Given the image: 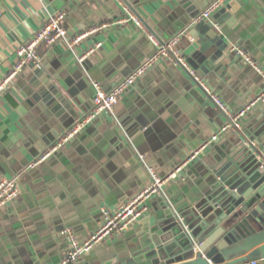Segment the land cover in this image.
Instances as JSON below:
<instances>
[{
  "label": "crops",
  "instance_id": "crops-1",
  "mask_svg": "<svg viewBox=\"0 0 264 264\" xmlns=\"http://www.w3.org/2000/svg\"><path fill=\"white\" fill-rule=\"evenodd\" d=\"M212 1L0 0V82L14 67L17 47L58 11L65 13L69 40L92 25L127 19L128 10L146 29L128 20L79 44L66 39L42 44L41 66H27L0 92V178L19 186L17 197L0 209V264H61L68 247L63 230L86 241L100 226L101 206L116 208L137 194L150 181L149 168L161 175L180 168L136 222L97 243L75 264L149 251L176 212L212 188L215 171L229 174L222 156L240 135L238 129L190 69L170 58L157 60L138 77L112 113L37 163L89 112L95 83L111 90L155 53L158 44L148 29L163 44L188 30ZM223 8L213 16L219 13L216 27L228 49L215 70L197 75L236 115L259 95L264 98V76L232 51L242 48L264 72V0H229ZM180 40L179 51L187 52V41ZM99 41L101 46L86 54ZM263 120L264 100L245 110L239 125L251 129ZM214 136L218 148L208 149Z\"/></svg>",
  "mask_w": 264,
  "mask_h": 264
},
{
  "label": "water",
  "instance_id": "water-1",
  "mask_svg": "<svg viewBox=\"0 0 264 264\" xmlns=\"http://www.w3.org/2000/svg\"><path fill=\"white\" fill-rule=\"evenodd\" d=\"M225 9L219 12L225 13ZM218 14L211 19L188 23L192 41L185 35L181 37L187 41L189 50H180L179 54L200 76L215 70L228 49L216 27ZM180 66L189 72L183 64ZM192 78L198 83L193 75ZM239 119L238 124L230 119L240 135L234 139L229 153L222 156L228 164L226 170L231 169L229 174L225 176L224 171H215L212 188L194 205L176 212L172 224L162 229L159 242L151 245L149 251L131 252L96 264L264 261V120L251 129H241ZM219 141L216 138L208 149L218 148Z\"/></svg>",
  "mask_w": 264,
  "mask_h": 264
},
{
  "label": "built area",
  "instance_id": "built-area-1",
  "mask_svg": "<svg viewBox=\"0 0 264 264\" xmlns=\"http://www.w3.org/2000/svg\"><path fill=\"white\" fill-rule=\"evenodd\" d=\"M229 0H213L209 6L199 14L194 22H199L206 19H211L213 14L223 8ZM1 13V12H0ZM129 17L123 18L121 20H113L111 22H104L99 25H92L87 30L79 34L72 36L71 40L68 39V32L63 26V20L65 18V13L63 11H58L54 14H50L46 17L41 29L27 42L19 45L16 49V59L14 67L9 74L0 82V92L7 88L12 82L14 77L21 72L24 68L29 65L41 66V59L38 53V48L40 45H53L57 41L66 39L69 41L70 45L79 44L82 40L89 37L92 34L99 33L104 29L111 26H115L124 21L131 20L135 22L142 29L146 30L138 17L128 10ZM149 39L154 43L158 44L156 51L147 60H145L137 69H135L130 75L122 78L111 90H105L99 83H95V94L93 96L92 107L89 112L80 118L71 129L65 132L61 139L44 152L39 160L43 161L57 152L64 144H66L75 133L85 128L89 123L98 117L112 113L118 102L119 97L130 89L143 73L157 60L163 58H170L177 64H183L188 70L192 72L198 83L204 88L206 93L209 95L211 100L216 104V106L227 114L230 119L238 124V119L245 113V110L250 109L263 100V95L256 97L247 109L242 110L239 114L233 115L230 110L223 102V100L216 94H213L205 82L197 75L195 70H192L189 64L184 58L179 54L178 44L183 35L190 36L188 30L174 36L169 41L159 44L155 34L149 29L147 30ZM101 42H97L94 47H90L86 50V54H90L94 51L95 47H100ZM233 52L244 57L245 61L250 63L254 68L264 76L262 69L248 56L240 47L232 48ZM84 56L80 59L83 60ZM227 128V127H226ZM224 128V129H226ZM216 138V136H214ZM180 168L166 174L161 175L155 168H149L150 181L144 186L137 194L129 198L126 202L121 204L116 208H112L107 205L101 206V222L98 230L91 235L86 241H80L73 231L66 228L62 233L68 239V247L61 264H75L78 262L80 256L90 249L93 248L97 243L107 240L110 236L115 233H121L129 228L134 222H136L147 210V202L153 197L161 195L164 185L170 179L177 177ZM19 194V186L13 179L0 178V209L5 206L8 202L13 200ZM249 264H259L258 260H254Z\"/></svg>",
  "mask_w": 264,
  "mask_h": 264
}]
</instances>
